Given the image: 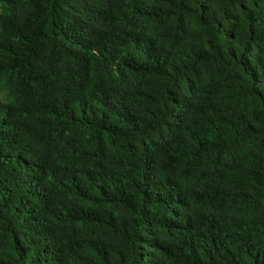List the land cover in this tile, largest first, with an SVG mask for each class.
Masks as SVG:
<instances>
[{
    "label": "trees",
    "instance_id": "1",
    "mask_svg": "<svg viewBox=\"0 0 264 264\" xmlns=\"http://www.w3.org/2000/svg\"><path fill=\"white\" fill-rule=\"evenodd\" d=\"M0 264H264V0H0Z\"/></svg>",
    "mask_w": 264,
    "mask_h": 264
}]
</instances>
